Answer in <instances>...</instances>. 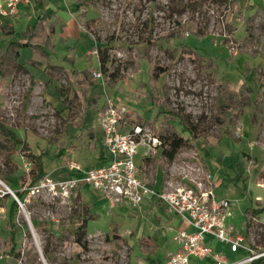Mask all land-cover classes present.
<instances>
[{
  "label": "rangeland",
  "instance_id": "374dc122",
  "mask_svg": "<svg viewBox=\"0 0 264 264\" xmlns=\"http://www.w3.org/2000/svg\"><path fill=\"white\" fill-rule=\"evenodd\" d=\"M236 1L241 6L230 13L219 0L21 2L16 18L0 19V50L27 40V27L39 17L45 29L35 46L18 48L22 66L16 75L0 78V122L28 147L13 145L0 131V183L13 189L25 186L36 173L35 155L41 149L42 172L55 178L65 174L71 160L83 167L94 165L101 139L97 113L108 101L133 109L129 122L148 125L154 134L151 122L156 127L167 122L186 136L180 122L160 112L170 106L197 124L198 137L171 162L161 155L160 146L155 148L141 163L144 177L154 180L164 174L165 179L179 180L211 174L215 199L235 203L226 223L241 234L247 232L246 240L255 249H264V210L255 213L253 226L245 229L246 210L264 206V32L256 16L257 5L264 11V0H249L257 7ZM99 47L108 55L106 72L99 66ZM93 70L103 79L86 89L76 78ZM242 83L250 90L247 102ZM226 105H237L233 119L222 118ZM145 150L138 147L137 166ZM81 187L76 196L65 199L39 195L27 200L24 193V210L17 207L14 216L20 224L15 229L16 254L1 257L0 264L162 260V245L171 243L177 215L157 202L110 209L97 191ZM0 189L5 190L3 185ZM11 199L10 194L0 198V254L9 249ZM83 221L85 248L75 242V228ZM213 245L229 263L246 254L232 253L216 240ZM207 260L192 259L213 264Z\"/></svg>",
  "mask_w": 264,
  "mask_h": 264
},
{
  "label": "built area",
  "instance_id": "2783aa9c",
  "mask_svg": "<svg viewBox=\"0 0 264 264\" xmlns=\"http://www.w3.org/2000/svg\"><path fill=\"white\" fill-rule=\"evenodd\" d=\"M29 1L0 0V19L14 18L18 14L19 4ZM91 75L95 79H103L99 70H93ZM128 114L127 107L115 105L112 101H108L102 110L100 129L103 145L109 154L107 164L84 168L71 160L66 165L69 172L67 177L55 178L45 173L33 184L27 182L22 186L20 190L26 194L27 200L39 195L52 199L69 198L84 185L97 191L110 209L122 203L137 207L146 196H153L190 228L175 232L172 240L177 247L165 253V264H190L191 258L207 257H211L215 264H250L258 259H263L264 264V249H255L244 234L226 224L235 203L229 199L216 200L212 186L194 180L195 186L175 181L167 183L161 190H154L147 185L139 176L140 168L135 163V156L140 145L146 148L145 156L146 153H154L160 141L148 125L129 122ZM128 124L129 128L124 129V125ZM201 179L211 181L212 176L203 172ZM3 186L5 190L0 189V198L10 194L18 207L24 210V201L5 183ZM252 218L253 221L257 219ZM28 222L30 224L29 219ZM206 237L228 245L232 252L244 250L246 255L229 263L218 251L213 250Z\"/></svg>",
  "mask_w": 264,
  "mask_h": 264
},
{
  "label": "trees",
  "instance_id": "16d2710c",
  "mask_svg": "<svg viewBox=\"0 0 264 264\" xmlns=\"http://www.w3.org/2000/svg\"><path fill=\"white\" fill-rule=\"evenodd\" d=\"M225 3V8L227 12H231L233 8H235L236 5V0H219ZM83 3L85 4L86 2ZM192 5V4H190ZM194 9V7H193ZM259 13V12H258ZM259 16V14H256ZM254 18L251 16L248 18V20H252ZM43 22V19L40 17L38 18L37 23L33 27H27L26 32H25V37L27 40L20 42V43H15V42H10L6 49L4 51L0 50V78L1 77H11L16 75V72L19 70V68L22 66L20 63L17 62V57H18V48L22 45H30V46H35L33 42L35 40H40L39 37L40 34L44 31V27L41 26ZM259 22H260V32H264V15L259 16ZM205 26L201 27V32L198 34H202V31L205 30ZM46 41L48 40L49 42V36L53 32V28L46 29ZM252 35V34H251ZM254 35V34H253ZM99 50V66L102 72H106L108 67L106 65V62L108 61V55L106 50L100 49ZM113 75V74H111ZM80 84H82L86 89H90V87H96L97 80L91 75L89 71H83L80 76L76 78ZM98 84V83H97ZM246 87V88H245ZM240 91L242 94H244V102L249 101V93L250 90L249 88L245 85V83H242L240 86ZM223 103V102H222ZM169 108V109H167ZM225 109H221V112L224 113V117L228 116L231 119L234 117L235 110L238 108L237 105L230 106L226 105L224 107ZM160 112L167 113L170 118L175 119L176 121L180 122L181 127L186 131V136L180 133L173 124H169L167 122H163L159 126H155V123L151 122V126L154 127V132L157 135L160 143L159 146L161 148V155L166 158L168 162H171L175 156L176 153L179 151L180 148L184 146H189L193 144V141L197 139L198 137V127L195 122L190 120L187 114L182 109H177V108H172L166 106V110H162ZM234 126V124H232ZM0 131L1 133L6 137L7 140H9L13 145H20L21 148L28 150V147L26 145V142L22 140L21 138L17 137L16 134L14 133L13 130H11L9 127H7L5 124L0 122ZM234 129H232V134H233ZM44 152L42 149L38 154L35 155L36 157V173L29 178V184H33L41 175H43V168L45 165V159L44 157ZM146 157L145 159H147ZM160 161V160H158ZM3 180V179H2ZM9 185V184H8ZM9 187L15 192L17 197L22 200L24 192L21 191L19 188L18 189H13L12 186L9 185ZM18 205L17 202L14 199H11L10 201V206H9V211H8V218L9 221L11 222L10 224L13 226L14 222L12 219L14 218L15 215V210L17 209ZM260 210H264L263 207H257V208H251L246 210V220H245V229H251L253 226V216L255 213H257ZM250 212V213H249ZM249 213V214H248ZM86 223L85 221L79 223L77 227L75 228V242L82 246L83 248L86 247ZM247 235V232L245 233ZM14 231L13 229L10 232V239L12 242L11 246V252L12 254H16L15 252V241H14ZM250 264H263V259H258L253 261Z\"/></svg>",
  "mask_w": 264,
  "mask_h": 264
},
{
  "label": "crops",
  "instance_id": "0c3cea01",
  "mask_svg": "<svg viewBox=\"0 0 264 264\" xmlns=\"http://www.w3.org/2000/svg\"><path fill=\"white\" fill-rule=\"evenodd\" d=\"M247 2L249 3V5H255L256 6V3H253V2H251V1H249V0H247ZM238 3H237V1H236V5H237ZM237 6H239V8H240V6L241 5H237ZM258 6V10H257V12H256V14H259V16H260V14L261 15H264V11L263 10H261L262 9V7L260 6V5H257ZM256 6V7H257ZM23 7V6H22ZM260 7H261V9H260ZM24 8V7H23ZM238 8V9H239ZM261 10V11H260ZM260 11V12H259ZM259 12V13H258ZM18 15V14H17ZM16 15V16H17ZM16 16H15V18H16ZM258 18H259V16L258 15H256ZM9 25V24H8ZM12 24H10L9 25V27H11V29H13V25L11 26ZM41 26L42 27H44L43 26V23L41 24ZM96 80H99L100 81V79H96ZM102 110H103V108H101V110H99L98 111V113H97V117L99 118V120H98V122L100 121V116H101V113H102ZM133 109H129V114H128V117H127V119L129 120V118H132L133 117ZM135 112V111H134ZM136 118H138L139 119V117H138V115H136ZM141 119V118H140ZM99 125H100V123H99ZM129 128V124L128 125H124V129H128ZM98 144H99V147L97 148V150H99L98 152H97V154H96V156H95V160H97L95 163H94V165H87V166H84V168H89V167H96V166H103V165H105V164H107V162H108V160H109V154H108V152H107V150H106V148H105V146L103 145V142H102V132H101V139H100V142H98ZM98 144H97V146H98ZM104 150V151H103ZM105 150H106V152H107V154L108 155H106V152H105ZM145 152V151H144ZM155 152V151H154ZM150 155H153V153H150L149 155H146L145 156V154L143 153L142 154V158H141V162H140V164L138 165L139 166V168H140V171H141V173H140V177L147 183V185L150 187V188H152V189H154V190H161V189H163L166 185H167V183H169V182H175V181H182L184 184H187V185H190V186H195V184H194V181H203L204 182V184L206 185V186H212V187H214V184H215V180L213 179V177H212V179H211V181H205V180H203V179H201L202 178V176H201V178H195V177H190V178H187L186 177V175L184 176V178L183 179H179V180H177V179H174V178H172V177H170V178H167V179H165V177H164V174H162V175H160V176H157L156 178H154V180H149L148 178H146V177H144V174H143V172H142V170H141V163H142V161L143 160H147V159H145L146 157H149ZM156 161V160H155ZM65 174L64 175H58L57 176V178H65V177H67L68 176V174H69V172H68V169H67V167L65 166ZM205 173V172H204ZM196 177H198V176H196ZM192 180H194V181H192ZM84 186H86V185H84ZM84 186H82L81 188H83ZM79 190V189H78ZM78 190L76 191V193L74 194L75 196L78 194ZM144 202H143V204H149V203H154V202H157V203H159V204H161L164 208H167L163 203H161V202H159V201H157V199L155 198V197H150V196H146L145 198H144V200H143ZM10 206V205H9ZM118 206H129V205H127V204H124V203H122V204H120V205H118ZM117 207V206H116ZM168 209V208H167ZM169 210V209H168ZM8 211H9V208H8ZM169 212H172L171 210H169ZM8 213V212H7ZM16 214V213H15ZM172 214H174V216L175 217H177L176 216V214L174 213V212H172ZM14 216H16V215H14ZM178 219V220H177ZM177 219H176V221L177 222H175L176 223V225H177V229H176V231L177 230H179V229H185V230H189L190 228L187 226V225H185L184 223H183V221L181 220V218L178 216L177 217ZM7 221H8V231H9V233L11 232V230L13 229V231H14V234H16V227H18V226H20V224H18V222H17V219H15V217L12 219V221L14 222V224H13V226L10 224L11 222L9 221V218H8V214H7ZM226 221H227V219H226ZM227 224V223H226ZM175 231V232H176ZM7 239H8V241H9V249L8 250H3L2 251V253L0 254V258L1 257H5V258H14V255L15 254H12V253H10L11 251V246H12V242H11V239H10V235H8L7 236ZM206 239L211 243V246H212V248H213V250H216L215 248H214V245H213V240H211V238L210 237H206ZM14 241H15V236H14ZM14 245H15V252H16V243H14ZM173 245H174V247H173ZM163 251L164 252H161V254H162V260H158V262H157V264H163V263H165V253L167 252V251H174L175 249H176V244H175V242L173 241V240H171V243H168L167 244V242H165L163 245ZM229 247V246H228ZM217 251V250H216ZM229 251H230V248H229ZM238 251H240V250H238ZM238 251H236V252H238ZM242 251H244V250H242ZM230 252H232V251H230ZM235 252V253H236ZM232 253H234V252H232ZM246 255V254H245ZM157 258H159V256L157 257ZM193 259V258H192ZM192 259L190 260V264H196V263H194L193 261H192ZM205 259H208L210 262H212L213 264H215V262H214V260L211 258V257H207V258H204V259H200V260H203V262H204V260ZM207 260V261H208ZM205 263V262H204ZM8 264H10V263H8ZM13 264H15V262L13 263Z\"/></svg>",
  "mask_w": 264,
  "mask_h": 264
},
{
  "label": "bare ground",
  "instance_id": "6f19581e",
  "mask_svg": "<svg viewBox=\"0 0 264 264\" xmlns=\"http://www.w3.org/2000/svg\"><path fill=\"white\" fill-rule=\"evenodd\" d=\"M0 185H3L2 183H0Z\"/></svg>",
  "mask_w": 264,
  "mask_h": 264
}]
</instances>
